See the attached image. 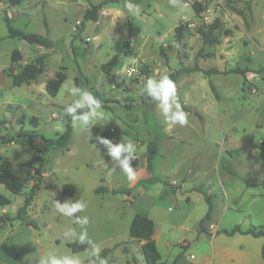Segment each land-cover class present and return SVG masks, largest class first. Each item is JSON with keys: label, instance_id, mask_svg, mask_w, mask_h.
Returning a JSON list of instances; mask_svg holds the SVG:
<instances>
[{"label": "rangeland", "instance_id": "1", "mask_svg": "<svg viewBox=\"0 0 264 264\" xmlns=\"http://www.w3.org/2000/svg\"><path fill=\"white\" fill-rule=\"evenodd\" d=\"M196 2L205 5L200 13L193 9ZM88 3L102 5L94 22L83 21ZM8 12L15 28L55 45L46 49L8 38L0 7V67L10 64L13 50L21 54L19 67L46 55L37 81L0 97V137L13 138L0 144V156L25 182L19 195L0 185L10 200L0 216L14 217L31 187L40 186L24 221L0 223V264H145L139 244L126 242L132 209L150 207L168 182L175 191L185 182L227 201L223 226L244 219L264 230V0H24ZM215 20L219 27L209 32ZM129 22L139 29L131 39ZM178 25L184 27L180 43L174 37ZM114 55L118 63L111 75L118 79L110 83L101 65ZM60 67L66 78L51 98L41 82ZM130 68L136 71L127 73ZM90 92L109 103L90 107ZM65 105L86 112L72 118L66 148L44 153L24 133H63ZM150 143L159 155L152 167L157 181L145 193L133 186V195L94 194L100 186L129 187L138 171H116L131 167L126 158L145 154ZM64 184L76 189L72 197L62 195ZM185 205L178 201L166 212L164 225L176 223ZM165 230L172 251L180 250L181 230ZM71 242L89 247L74 253ZM158 244L167 258L164 240ZM105 248L111 250L98 261Z\"/></svg>", "mask_w": 264, "mask_h": 264}, {"label": "trees", "instance_id": "2", "mask_svg": "<svg viewBox=\"0 0 264 264\" xmlns=\"http://www.w3.org/2000/svg\"><path fill=\"white\" fill-rule=\"evenodd\" d=\"M24 0H7L9 6H18ZM211 1V0H209ZM205 5L202 2H196L193 4V9L195 12H202L204 10ZM247 6H249V2H247ZM102 7L101 4L94 5L88 3V9L83 14V21H91L94 22L97 20L98 10ZM3 21L6 27V36L10 39H19L23 40L29 45H37L46 49H51L54 47L55 43L48 39L46 36H42L40 34L25 32L23 30L17 29L13 26V21L7 16H3ZM46 26V23H44ZM219 27L218 20H215L211 25L208 26L209 32L213 29ZM184 27L178 25L174 29V37L175 42L180 43L183 37ZM202 36L206 37L205 33L200 30L199 31ZM139 29L138 27H133L131 23H127V36L128 38H134L138 35ZM129 44V40H126L123 44V47L126 48ZM46 55H40L36 57L32 62L25 64L24 66L20 67L18 73L13 74L11 71L13 70V66L17 65L21 61V54L18 50H13L10 57V63L12 66L9 68V72L7 75L11 78L12 84L15 87H20L24 84H30L31 82H35L38 80V77L44 72L45 70V61ZM118 63V56H112L106 63L101 65V70L103 74L107 77L110 83L115 82L118 78L116 76L111 75L113 68ZM64 67H60L59 70L55 73L54 78L49 79L45 83V93L51 97H56L60 87L62 86L63 82L65 81V74H64ZM199 71V69H197ZM206 75L209 73H205ZM77 82V79H75ZM209 88L214 96L215 99L218 100V93L214 87V85L209 81ZM89 100H90V107L100 106L105 108L106 104L109 103L107 99H104L98 95L96 92L89 93ZM66 111V129L63 133L56 135L54 138H47L38 131H29L28 133H24L25 136L29 137L32 140L37 141L40 146H42V150L44 153L64 149L67 146L69 137H70V126L72 118L76 115L83 114L85 110H72L68 105L63 107ZM36 118H31L30 122L34 123ZM18 122L22 124V117L18 119ZM36 126V125H34ZM13 138H9L6 136L0 137V144H5L8 142H12ZM156 143H150L145 151V169L148 173H151L153 167V160L156 156ZM132 168L136 166V160L134 158H126ZM37 172H40L39 169H36ZM0 185H2L7 191H9L13 195H19L24 186L25 182L17 175L15 170L13 169L11 163L6 159L0 156ZM38 183L34 184L27 195L23 199L22 205L17 209V212L14 217L10 218L5 215L0 216V223L5 222H13L14 220L24 221L26 219V211L30 206L32 200L34 199L37 191L39 190ZM61 192L63 196L72 197L74 193V187L71 184H64L61 188ZM107 192L105 187H98L94 189V194L98 195L100 193ZM125 192V190H112V193H119ZM205 201L207 203V212L204 218V221L210 219L211 212L213 210V204L210 201V198L206 195ZM10 204V200L5 197L3 194L0 193V207H5ZM203 222V221H202ZM202 222L200 224V232H204L202 227ZM27 225H31L36 227L34 223L27 221ZM153 232H154V223L152 220L142 217L140 215H135L128 229V237L131 242L139 243L140 245V252L143 256L145 264H162L161 263V255L156 247V244L153 240ZM227 235H231L233 233L239 232L242 234H249L253 237H264V230L259 226H250L245 230H241L239 226H234L229 231H222ZM67 246L74 252H80L86 250L89 247V244L84 242H71L68 243ZM116 246V245H115ZM111 249L105 248L103 249L97 257L98 261H102L105 256L110 252ZM264 250V247H263ZM124 252H127L124 249ZM264 259V254H263ZM133 263L136 262V259L133 258ZM66 264H72L69 260ZM131 264V263H126Z\"/></svg>", "mask_w": 264, "mask_h": 264}, {"label": "crops", "instance_id": "3", "mask_svg": "<svg viewBox=\"0 0 264 264\" xmlns=\"http://www.w3.org/2000/svg\"><path fill=\"white\" fill-rule=\"evenodd\" d=\"M22 4L23 2L18 6H21ZM27 6L29 8V4H27ZM0 7L5 8L4 15H7L13 21V15H10L8 10L11 7L16 6H9L7 0L3 2L0 0ZM10 66H12L11 63L8 66L0 67V97L5 91H11L14 87L11 78L7 75ZM19 70V65H14L11 72L16 74ZM47 81L41 82L42 85H44V88ZM24 85L30 86L29 84ZM14 98L17 97L14 96ZM16 106L18 110L21 109V105L16 104ZM132 155L135 156L134 159L137 161L136 166L132 168L126 166V164H123L122 169L116 171V175L124 174L126 171H138L137 173L135 172V174L130 175V181L132 184L129 187L117 188L120 190H125L126 194L128 195L135 194V191L133 192L132 190L133 186L136 187L134 189L136 192L145 193V191L149 189L148 185L157 181L155 180L153 169L151 173H148L145 169L144 153L140 155ZM157 156L159 155L157 154L156 157ZM153 163L155 165V158ZM114 166L117 167V163ZM126 168L128 169L126 170ZM166 186L167 189L165 188L163 192L157 196L158 198L156 199L155 203H153L150 207H144L142 203H140V205L137 207L134 205L132 209L133 216H131L129 220L130 225L132 218L135 215H140L153 221V240L158 251V243L161 239L164 240L165 246L169 248L170 251L167 258L162 257L159 251L162 264H264V237H253L249 234H242L239 232L227 235L222 232L229 231L236 225L239 226L241 230H245L252 226L244 219L234 221L233 223H228L230 226H223V218L226 212L229 210V204L227 201L222 203L220 200L221 198L212 196V194L208 193L207 190L198 191L194 188H190V185L187 186V183L185 182H182L180 184V189H177L176 191L172 187V183L168 182ZM106 190L110 192L112 190H116V188H106ZM75 193L76 189L74 188L73 194ZM169 193H171L172 195L170 196L173 197H169ZM204 195L208 196L211 203L213 204V210L211 212L210 219L206 221H204V218L208 206ZM169 198L172 199L169 200ZM181 200L186 202V210L179 216L176 223L171 221L169 225H164L165 215H167L165 213H170L174 208L177 207V202ZM157 202H161V204H158ZM240 209V206H236V211H240ZM201 222L204 232H200ZM161 225H164L165 228L181 230L182 236L176 242L180 250L175 252L174 250L172 251V240L170 242V237L167 239L164 238V234L167 232L165 228L163 229V232L160 233L159 230ZM189 233L192 236L191 239H189L187 236ZM126 242H129L130 244L135 243L131 242L129 238ZM140 245L141 244H139V247Z\"/></svg>", "mask_w": 264, "mask_h": 264}, {"label": "built area", "instance_id": "4", "mask_svg": "<svg viewBox=\"0 0 264 264\" xmlns=\"http://www.w3.org/2000/svg\"><path fill=\"white\" fill-rule=\"evenodd\" d=\"M185 5H188V3H185ZM136 70L134 69V68H130V69H128L127 70V73H133V72H135ZM130 204H132V202H130Z\"/></svg>", "mask_w": 264, "mask_h": 264}]
</instances>
